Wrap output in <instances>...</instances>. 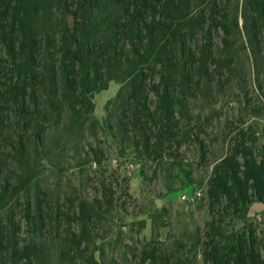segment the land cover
I'll return each instance as SVG.
<instances>
[{
  "label": "trees",
  "instance_id": "obj_1",
  "mask_svg": "<svg viewBox=\"0 0 264 264\" xmlns=\"http://www.w3.org/2000/svg\"><path fill=\"white\" fill-rule=\"evenodd\" d=\"M241 52L264 94V0H0V264H55L41 238L22 239L19 214L29 236L66 230L56 264H105L91 228L106 219L113 195L99 208L80 201L62 211L38 186L43 168L58 167L50 160L60 151L59 144L48 147L50 131L61 141L99 128L118 140L124 167L166 160L188 177L184 166L193 165L178 150L195 145L198 165L213 167L207 197L220 219L175 249L146 244L140 264H194L191 256L199 255L200 264H264L250 217L253 204H264L258 133L228 129L219 155L203 138L225 110L218 98L228 83L238 77L245 87ZM111 82L121 88L101 123L93 99ZM245 99L254 115L264 110L250 108L249 92ZM209 104L214 108L206 113ZM95 157L79 166L101 164L97 151Z\"/></svg>",
  "mask_w": 264,
  "mask_h": 264
},
{
  "label": "rangeland",
  "instance_id": "obj_2",
  "mask_svg": "<svg viewBox=\"0 0 264 264\" xmlns=\"http://www.w3.org/2000/svg\"><path fill=\"white\" fill-rule=\"evenodd\" d=\"M230 1L233 4L238 1L240 4L243 2V0ZM217 43H221L220 37ZM239 58L245 69L246 88L241 84L242 78L234 77V80L228 83L226 92L218 98L221 103L220 109L225 107V110L203 135L214 155L226 152L220 139H223L228 129L236 132V127L243 130L253 127L258 133L259 146L264 147V110L258 116L254 115L255 112L246 110L245 99V94L249 92L252 98L250 108H262L264 94L254 87L255 81L250 72L252 61L248 60L244 52H241ZM223 79L226 80V77ZM120 88V84L111 82L106 91L94 95L95 117L101 123L107 117V105L115 100ZM226 104L228 107L225 106ZM198 105L202 106V103L199 101ZM203 107H207L206 113L214 108L210 104ZM81 135L62 137L60 141L56 130L47 134L48 147H57L59 144V154L53 152L52 155L56 156L50 157L58 167L54 170L51 166L47 169L43 168L38 178V186L50 195L51 206L54 209L59 206L62 211L70 208L72 202L76 207L80 201L99 208L98 201L105 205L104 197L110 199V195H113V207H108L109 212L104 214L106 219L95 228H91L98 236L93 249L103 247L102 260L105 264H140V252L146 244L164 242L175 249L177 241L184 243L193 241L197 234L203 235L206 232L208 224L214 218L217 221L220 219L217 213L210 212L207 197V183L213 167L198 165L200 152L196 145L183 146L178 150L186 161L193 165L192 168L184 166V169L190 173V176L186 177L185 173L180 172L179 167L173 168L166 163L168 162L166 160L161 165L151 161L132 162L134 164L132 169L124 167L122 163L119 164L120 159L124 158L120 156L118 140L113 139L108 130L101 128L94 132L84 130ZM218 139L219 142L216 141ZM96 151L100 156L101 164L97 162L96 166L91 164L79 166L86 163V160L95 161ZM32 158H34L33 153ZM240 163L242 164V161ZM200 181L202 186L199 184ZM198 191H201V197H196ZM36 194L37 190L34 187L30 196ZM184 196L187 197L186 200L183 199ZM19 201L21 209L24 198ZM162 210L165 213H161ZM101 211L103 212L102 208ZM250 217L255 235L260 242L261 255L264 256V204H253L250 208ZM18 219L24 222L22 239L41 238L46 254L56 264L59 243L61 238L67 235L66 230L61 229L58 237H55L54 231L51 233L49 229L44 232L43 237L32 233L29 236L28 226L22 214H19ZM154 220L157 221L156 229ZM227 222L232 225L237 224L230 219H227ZM74 227L78 231L77 224ZM128 247L138 250L137 258L133 257ZM192 257L194 264H200L202 261L201 255L198 256L197 261Z\"/></svg>",
  "mask_w": 264,
  "mask_h": 264
},
{
  "label": "built area",
  "instance_id": "obj_3",
  "mask_svg": "<svg viewBox=\"0 0 264 264\" xmlns=\"http://www.w3.org/2000/svg\"><path fill=\"white\" fill-rule=\"evenodd\" d=\"M126 168L132 169V168H134V166L132 164H127ZM186 198H187L186 196L183 197L184 200H186Z\"/></svg>",
  "mask_w": 264,
  "mask_h": 264
}]
</instances>
